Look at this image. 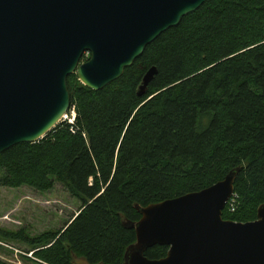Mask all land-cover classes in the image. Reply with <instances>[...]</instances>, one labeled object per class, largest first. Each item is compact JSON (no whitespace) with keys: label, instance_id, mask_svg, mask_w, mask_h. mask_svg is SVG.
<instances>
[{"label":"trees","instance_id":"trees-1","mask_svg":"<svg viewBox=\"0 0 264 264\" xmlns=\"http://www.w3.org/2000/svg\"><path fill=\"white\" fill-rule=\"evenodd\" d=\"M157 75L143 96L147 72ZM73 125L0 157V184H61L81 203L62 232L26 241L43 264H125L146 208L201 192L239 169L225 221L264 205V0H208L101 91L68 79ZM233 206L234 211L231 209ZM169 248L145 252L150 260ZM0 264H5L0 261Z\"/></svg>","mask_w":264,"mask_h":264},{"label":"water","instance_id":"water-1","mask_svg":"<svg viewBox=\"0 0 264 264\" xmlns=\"http://www.w3.org/2000/svg\"><path fill=\"white\" fill-rule=\"evenodd\" d=\"M208 0H0V157L43 140L68 116V79L101 91ZM85 54H90L83 62ZM157 69L144 76L143 96ZM239 169L201 192L136 207L125 264H264V205L250 223L225 221ZM169 248L150 260L145 252Z\"/></svg>","mask_w":264,"mask_h":264},{"label":"rangeland","instance_id":"rangeland-1","mask_svg":"<svg viewBox=\"0 0 264 264\" xmlns=\"http://www.w3.org/2000/svg\"><path fill=\"white\" fill-rule=\"evenodd\" d=\"M88 60L85 58L83 62ZM75 118L76 112L72 110L61 124L71 125ZM80 208L81 203L61 184L47 193L29 187L5 188L0 184V261L5 264H43L35 258V252L26 241L14 237L22 234L34 238L44 233L62 232Z\"/></svg>","mask_w":264,"mask_h":264},{"label":"built area","instance_id":"built-area-1","mask_svg":"<svg viewBox=\"0 0 264 264\" xmlns=\"http://www.w3.org/2000/svg\"><path fill=\"white\" fill-rule=\"evenodd\" d=\"M85 58H87V59H89L90 58V54H85V56H84V58H83V61H85ZM67 119V118H66ZM74 124V122H71V125H73ZM234 197V196H233ZM233 200V198L230 200V202ZM233 211H234V208H233V206H232V208H231Z\"/></svg>","mask_w":264,"mask_h":264}]
</instances>
